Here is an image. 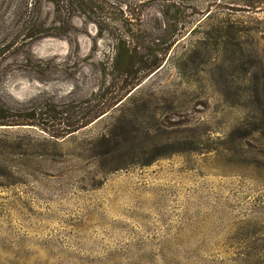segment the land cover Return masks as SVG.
Masks as SVG:
<instances>
[{
  "label": "rangeland",
  "instance_id": "obj_1",
  "mask_svg": "<svg viewBox=\"0 0 264 264\" xmlns=\"http://www.w3.org/2000/svg\"><path fill=\"white\" fill-rule=\"evenodd\" d=\"M96 2L0 0V264H264V0Z\"/></svg>",
  "mask_w": 264,
  "mask_h": 264
},
{
  "label": "trees",
  "instance_id": "obj_2",
  "mask_svg": "<svg viewBox=\"0 0 264 264\" xmlns=\"http://www.w3.org/2000/svg\"><path fill=\"white\" fill-rule=\"evenodd\" d=\"M72 1V0H67ZM76 1L80 8L84 11L85 15H91L95 14L96 10L99 8L97 5L96 0H74ZM97 23V22H96ZM98 25V24H97ZM118 45L115 52V57L111 61V63L108 65H104V69L101 71L102 76L105 78L109 76H113L116 79H119L122 81V83H128V80H131L130 88H134L137 83L141 82L144 78L147 76L157 72L160 68H162V64H160V61H143V60H137V57L139 56V53L137 52V49L134 47V40H129V38H122L121 40H118ZM109 67V68H108ZM112 77V78H113ZM118 85V84H116ZM129 88V89H130ZM116 89V87L114 88ZM118 92L116 93V96L112 98L111 102L108 100L106 102H100L94 106H89V112L86 114V117L80 118L83 120V125L81 126H74L73 124H69L66 122V120H62V133L63 135H69L73 132L78 131L79 129L88 126L89 124L95 122L99 118L105 116L111 109H113L115 106L120 104L123 99L125 98V93L130 92L129 89L126 90L124 86L117 87ZM102 90L105 92L107 89L105 87H102ZM101 91V90H100ZM56 112V111H55ZM69 110H61L58 111L59 115L61 114H67ZM36 112H33L31 117L36 118ZM43 112L40 111L41 116H43ZM10 112L9 110L0 107V126H16V125H34V124H28L27 118L28 116H18L19 118H16L15 116H9ZM29 118V117H28ZM17 119V120H14ZM44 131H46L44 129Z\"/></svg>",
  "mask_w": 264,
  "mask_h": 264
}]
</instances>
